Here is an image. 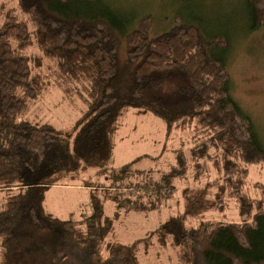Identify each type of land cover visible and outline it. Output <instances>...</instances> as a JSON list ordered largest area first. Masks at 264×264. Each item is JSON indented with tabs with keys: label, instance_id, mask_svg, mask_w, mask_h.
Returning a JSON list of instances; mask_svg holds the SVG:
<instances>
[{
	"label": "trees",
	"instance_id": "obj_1",
	"mask_svg": "<svg viewBox=\"0 0 264 264\" xmlns=\"http://www.w3.org/2000/svg\"><path fill=\"white\" fill-rule=\"evenodd\" d=\"M75 1L17 0L32 33L12 14L0 24L3 264H46L47 258L53 264H138L135 245L109 246L105 259L97 255V245L112 231V219L104 214L95 191L90 194L92 212L83 219L87 227L83 237H77L74 222L52 216L43 206L51 187L74 181L91 169L96 174L106 169L117 117L130 108L163 120L166 134L190 128L191 150L187 157L178 156L175 168L162 180L152 181L146 175L141 182L112 184L99 191L115 192L114 199L124 194L135 197L123 198L120 208L141 211L142 199L148 198L152 201L148 208L155 209L172 197L169 182L190 169L200 177L212 163L228 195L236 198L241 222L201 221L191 226L184 216H176L161 223L158 236L168 239L180 264H264V183L259 184L255 200L244 189L249 168L264 163L263 144L229 97L228 72L212 54L213 49L229 47L227 37L208 35L198 23L180 18L156 33L151 15L139 18L127 31L120 21L91 8L82 14ZM245 3L249 29L256 32L264 27V0ZM32 43L55 61L62 77L88 83L91 102L71 131L19 120L43 90L42 78L30 64L39 66L40 58L24 53ZM126 173L123 168L111 174L120 178ZM223 204L218 197L216 206ZM73 246L91 262L69 260L67 251Z\"/></svg>",
	"mask_w": 264,
	"mask_h": 264
},
{
	"label": "rangeland",
	"instance_id": "obj_2",
	"mask_svg": "<svg viewBox=\"0 0 264 264\" xmlns=\"http://www.w3.org/2000/svg\"><path fill=\"white\" fill-rule=\"evenodd\" d=\"M75 2L82 14L91 8L102 16L120 21L127 31L135 27L139 18L151 15L157 25L156 33L167 30L176 18H180L185 22L198 23L208 35H225L229 47L226 50L213 49L212 54L224 64L229 75L228 95L251 122L263 144L264 153V27L256 32L250 31V15L245 0ZM9 14L25 22L32 33L30 20L19 10L17 0H0V24ZM24 53L31 59L33 56L40 58L39 66L30 64L32 72L41 76L44 84L37 99L19 120L38 125L47 123L63 132L71 131L87 112L91 102L88 83L83 80L69 81L62 77L55 61L46 57L36 43L29 45ZM191 134L190 128L174 129L166 134L165 123L160 118L146 111L124 109L119 113L111 135L106 169L100 174H96L93 169L88 170L74 181H63L48 189L43 200L45 211L60 220L74 222L77 237H83L87 228L83 219L92 212L90 194L95 191L94 196L101 201L104 214L112 219V231L97 245V255L101 259L108 257L109 246L135 245L138 264H180L177 252L168 239L164 240L157 233L166 219L184 216L191 226H197L201 221L240 223L242 220L236 198L228 195L221 173L215 165L208 163L206 172L200 177H195L194 173L192 175L190 169L184 177L169 182L174 187L172 197L155 209L148 208L152 204L148 198L142 199L144 208L141 211L120 208L118 206L123 198L134 200L135 197L124 194L114 199L115 192L104 193L99 190L112 184L120 187L130 182H141L146 179V175L152 181L164 179L175 168L179 155H189ZM123 168H126L127 173L120 178L117 174H111ZM248 171L244 189L255 200L259 197V184L264 183V163L254 164ZM91 185L94 187L91 188ZM2 197L0 195V199ZM218 197L224 201L222 208L216 206ZM122 203L128 204L127 200ZM73 247L67 251L69 260L91 262V257L81 253L76 246ZM47 260L46 264H53L51 259ZM0 264H3L1 255Z\"/></svg>",
	"mask_w": 264,
	"mask_h": 264
}]
</instances>
